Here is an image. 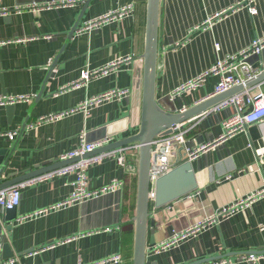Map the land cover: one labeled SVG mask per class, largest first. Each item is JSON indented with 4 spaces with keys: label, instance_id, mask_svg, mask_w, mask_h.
Listing matches in <instances>:
<instances>
[{
    "label": "crops",
    "instance_id": "obj_1",
    "mask_svg": "<svg viewBox=\"0 0 264 264\" xmlns=\"http://www.w3.org/2000/svg\"><path fill=\"white\" fill-rule=\"evenodd\" d=\"M43 1L0 0V9L11 10L0 15V97L33 96L28 102L0 105V134L17 130L13 140L0 135V148L7 149L1 180L13 172L55 163L79 146L81 135L86 142L110 138L114 143L135 133L140 123L146 0H78L71 6L15 10ZM130 3H134L131 14L68 37L76 22L78 29L88 20ZM261 36L264 0H160L156 100L179 112L212 96L218 81L215 75L207 76L192 91L173 92ZM126 57L129 59L108 74L90 78L79 87L71 86L83 70ZM249 58L255 75L264 74V50ZM114 89H127V93L100 102L88 112L78 110L56 120L38 121ZM258 90L264 93V76L236 94ZM237 110L233 104L223 108L215 105L182 123L185 142L179 147L175 165L186 160L185 148L207 147L190 159L196 188L161 207H150L154 232L147 233L146 262L206 264L226 257L234 260L230 264H264V257L256 262L237 261L240 254L264 250V196L175 245L154 251L155 245L175 233L213 216L238 198L264 189V164L258 163L256 152L264 148V121L222 137L224 120ZM127 157L126 167L108 157L86 170L88 189L117 179L122 183L117 190L58 209L48 208L70 195L75 174L25 183L20 188L15 218L6 219V209L0 207V264H10V260L12 264H93L114 254L121 256L120 262L107 264H132L137 162ZM43 209L48 210L17 221Z\"/></svg>",
    "mask_w": 264,
    "mask_h": 264
},
{
    "label": "built area",
    "instance_id": "obj_2",
    "mask_svg": "<svg viewBox=\"0 0 264 264\" xmlns=\"http://www.w3.org/2000/svg\"><path fill=\"white\" fill-rule=\"evenodd\" d=\"M78 0H46L43 2H32L27 5L16 7V11H20L22 9H31V10H42L49 8H58L62 6H71L75 4ZM134 10V3L127 4L125 6H121L117 9L110 10L105 14L93 19L88 20L84 23V25L77 29V31L89 32L92 29L119 18L120 16H125L131 14ZM11 12V10L7 8L0 9V15H7ZM251 12H254V9L251 8ZM264 49V36L255 38L251 44L239 52L238 54L232 55L225 60H218L215 64H213L209 69L202 72L198 76L187 80L176 87L173 94H180L182 92H189L196 89L199 85H201L207 76L215 75L218 77V81L214 86L213 95L223 93L228 89L243 84L245 81L250 80L255 76L254 67L248 62V58L252 55H258ZM129 58H118L108 62L104 66L95 69H85L83 70L78 81L71 84L72 87H79L82 83L86 82L90 78L99 77L101 75L108 74L110 70L114 69L123 61L128 60ZM264 65V64H262ZM127 93V89H114L109 90L107 92L101 93L99 95L93 96L91 98L86 99L85 101L78 104L76 107L59 113H53L49 115L42 116L38 121L41 122L43 120H56L61 118L62 116H66L78 110H83L84 112H88L89 109L99 104L100 102L119 99ZM172 94V95H173ZM33 96L29 95H17V96H7L0 97V105H8V104H16L18 102L23 101H31ZM233 104L238 108L237 112H235L230 117L226 118L223 122L224 126V135L222 137H229L237 132L244 131L247 126L259 123L264 121V93L261 90H258L254 93L251 91H245L244 93L235 94L232 97H229L216 105V108H223ZM0 135H6L10 140H13L17 135V130H13L10 132L1 133ZM111 141L110 138H103L96 142H86L84 139V135H81L80 144L74 150H71L64 154L59 160L70 159L77 157L78 160L62 166L60 168L48 171L46 173L35 176L26 181L20 182L18 184L12 185L10 187L4 188L0 190V207L3 209H11L13 207H17L19 204L20 198V188L25 183H32L36 181H42L49 178H53L55 176H63L65 174L73 173L75 174V180L73 182V191L70 195L65 198L64 201L54 204L48 209H58L61 206L68 205L72 202H78L83 199L89 198L93 195H96L100 192H113L117 190L121 186V182L117 179H113L108 184L95 189L90 190L87 188L86 183V170L87 168L101 161L104 158L115 157L120 166L126 167L127 164V156H131L137 162L138 157V144H129L124 145L118 148H113L109 150L102 151L93 156L87 157V153L92 152L96 148L102 147L104 145L109 144ZM184 130L182 129V123L173 126L172 131L166 135H158L154 137L151 142V151H150V165H149V173L150 180L154 181L159 176L170 171L174 166V161L178 157L179 147L184 144ZM207 146H200L193 150H189L185 148V156L186 160H190L194 158L198 152L204 150ZM257 161L258 163L264 164V148L257 150ZM264 196V189L254 191L245 197L238 198L234 200L227 206L220 208V210L214 214L213 216H209L204 220L197 222L196 224L190 226L185 231H181L179 233H175L169 239L161 242L158 245L154 246L155 252H161L173 245H175L182 238H185L191 234H194L198 230L211 225L219 220V218L223 216H229L233 213L242 210L246 206L250 205L253 201L258 198ZM48 209L39 210L32 214L22 215L17 218V221H22L33 215L46 212ZM264 257V250L261 252H251L248 254H240L237 257V261H246V262H256L260 258ZM121 256L119 254H114L106 259L100 260L93 264H107V263H117L120 262ZM234 260L231 258H219L210 263L206 264H230ZM12 260L9 261L12 264Z\"/></svg>",
    "mask_w": 264,
    "mask_h": 264
},
{
    "label": "water",
    "instance_id": "obj_3",
    "mask_svg": "<svg viewBox=\"0 0 264 264\" xmlns=\"http://www.w3.org/2000/svg\"><path fill=\"white\" fill-rule=\"evenodd\" d=\"M160 0H146V18L144 32L143 59V78H142V98L141 115L138 130L125 138L114 143H109L96 148L89 154L117 148L129 144H138V157L136 168V201L135 210L132 217L133 245H132V264H150L145 260L147 233L154 232V220L150 218V207H161L176 198L190 193L196 188V179L190 160H184L175 165L170 171L159 176L154 181L150 180L149 165L151 142L158 135H166L172 131L173 126L183 123L188 119L208 110L228 97L251 86L255 81L261 80L264 74L255 75L243 84L236 85L227 91L212 95L193 106L175 111L173 106L166 107L162 101L155 97V77L157 62V29H158V8ZM83 14H81L82 16ZM80 16V18H81ZM79 18V19H80ZM79 22V21H78ZM78 22L70 30L68 37L77 31ZM264 50V49H263ZM262 50V51H263ZM254 57V55H253ZM251 56V58H253ZM250 58H248L249 60ZM53 67H51L52 69ZM170 98V96H168ZM12 107V106H11ZM24 122L22 129L26 126ZM6 148H0V164L6 153ZM12 150H10L11 152ZM8 153V156L10 154ZM7 156V157H8ZM7 161V158L5 159ZM78 160L77 157L57 160L55 163H44L34 169H29L21 173L7 174L1 180V175L5 168V163L0 168V190L31 179L40 174L60 168ZM6 219L16 217V207L6 209ZM150 236L149 242L153 243Z\"/></svg>",
    "mask_w": 264,
    "mask_h": 264
},
{
    "label": "trees",
    "instance_id": "obj_4",
    "mask_svg": "<svg viewBox=\"0 0 264 264\" xmlns=\"http://www.w3.org/2000/svg\"><path fill=\"white\" fill-rule=\"evenodd\" d=\"M127 231L129 232H127V236L130 238V237H132V227H129V228H127Z\"/></svg>",
    "mask_w": 264,
    "mask_h": 264
}]
</instances>
